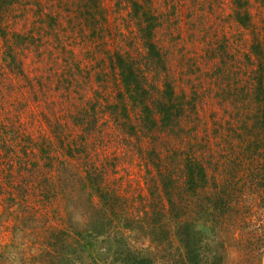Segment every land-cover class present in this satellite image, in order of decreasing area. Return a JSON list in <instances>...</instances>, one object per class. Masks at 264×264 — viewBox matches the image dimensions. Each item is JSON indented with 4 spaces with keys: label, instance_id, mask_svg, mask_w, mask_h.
Segmentation results:
<instances>
[{
    "label": "trees",
    "instance_id": "obj_1",
    "mask_svg": "<svg viewBox=\"0 0 264 264\" xmlns=\"http://www.w3.org/2000/svg\"><path fill=\"white\" fill-rule=\"evenodd\" d=\"M221 2L115 0L111 9L104 0H0V75L7 77L0 83V110L20 116L26 99L1 95L20 89L38 104L53 135L40 150L25 148L23 155L13 151L23 141L13 121L0 122V183L16 190L8 201L48 205L65 197L66 226L47 233L51 263L71 264L73 255L101 243L98 237L112 221L143 229L154 241L174 235L183 264H225L229 238L236 241L241 264L261 257L264 30L255 28L250 0H231L233 26L248 32V45L232 47L245 33L205 38L227 19L220 12L213 16ZM27 10L37 15L36 32L15 26L25 17L18 12ZM49 40L55 53L42 49ZM33 41L41 42L39 60L47 51L54 61L50 67L43 62L35 75L26 65ZM76 41L86 46L84 58L77 56ZM209 97L218 110L206 119L199 106ZM64 133L74 135L64 141ZM106 136L139 158L147 190L142 214L123 212V196L106 185L105 172L115 166L110 158H119L107 152ZM53 140L65 156L54 169L48 151L57 150ZM96 146L106 150L100 164ZM75 203L90 215L84 228L75 225ZM25 211L23 225L35 219L34 211ZM114 240L124 264H158L152 251Z\"/></svg>",
    "mask_w": 264,
    "mask_h": 264
},
{
    "label": "rangeland",
    "instance_id": "obj_2",
    "mask_svg": "<svg viewBox=\"0 0 264 264\" xmlns=\"http://www.w3.org/2000/svg\"><path fill=\"white\" fill-rule=\"evenodd\" d=\"M114 1L115 0H104V2H106L111 9L114 8ZM250 1V10L255 28L257 31L264 30V0ZM217 7H221V9ZM217 7L215 8L213 16H216L220 12L221 16H226L227 19L223 22V26L221 28H210L209 33L206 34L205 38L214 40L220 36L228 35L230 39H232V34L243 35L245 33L246 37L244 41L238 44H232V47L235 49L239 46V44H241L242 47L247 46L249 40L248 32L241 27L233 26L232 18L230 16L231 0H222L221 4ZM184 9H186V5H184ZM119 10L122 11L124 8ZM18 13L22 14L21 16L25 14V17L24 19L19 18L20 23L15 21V26L30 28L36 32L34 19L37 21V27V15H34L31 10L20 11ZM124 13L125 12L123 11L122 14ZM66 18L67 17L62 16L64 21ZM213 30L216 31V33H214ZM211 32L214 35H212ZM74 34H76V31H74ZM181 34L188 36V30H182ZM37 35L38 33L34 34V36ZM1 43L0 38V55L2 51ZM198 43L199 46L202 45L200 41ZM40 44L41 42L35 43L33 41L26 49L28 55L26 65L31 68L32 75L37 74L41 70L40 68H44L45 66L50 67L54 63L52 57L46 51L42 56L45 66H41L43 65V62L39 60V57H37L36 51L40 47ZM41 46L42 49L48 47L49 49H53V53L56 52L51 40L46 41L44 45ZM74 48L77 52V56L79 58H84V54L86 52L85 44L83 42L79 43V41H76L74 43ZM201 48H203V46ZM240 51L241 50H238L236 52ZM201 52L203 54V50ZM208 62L211 63V59H209ZM3 81L6 82L7 77L5 75H0V83ZM19 90L20 89L11 90V88H9L8 91L3 92L1 95L8 96L16 94L18 96V94H21L20 97L26 99V108L19 111L22 113L18 117H11L7 111L4 114L5 110H0V122L6 123L7 121H13L23 139V141L20 142L16 148H13V151H17L19 154L22 153L24 155L25 152H27L24 150L25 148L29 150L32 147L40 150L42 145L45 146L46 142H49V139L48 141L45 140H47L50 136L53 139V135L51 133V128L41 117L40 110L37 106L38 104L30 101L26 95H23L22 91L19 92ZM3 91H5V88ZM15 105L16 104H13L10 108L12 109L13 114L17 113L16 108L14 107ZM199 109H201L203 117L209 119L211 117V113L218 110V107L209 97L204 100V102L199 106ZM35 112H37V114H34ZM217 114L218 113H215V115ZM63 135L65 141L66 138H72L71 136H73L74 133H64ZM105 138H109V147L106 149L109 155L111 152V154L115 153L119 157L117 160L110 158V161H115V166L107 169L105 172L106 185L119 192L120 196H123L121 199L123 212L128 215L142 214L143 211L141 209L145 206L143 204V200H146L147 198L143 195H147V190L144 178V169L138 163L139 158L135 152L132 156L130 151H125L121 145L118 146L116 144L117 139L114 136H106ZM54 143L55 141L53 140L51 144L52 148L55 146L57 150L55 148V151L52 149L48 150L53 163V169L55 168L58 158L65 157L63 155L64 153H62L64 150ZM94 149L100 158L97 163L100 164V162L104 161V154L106 153V150L104 146L101 148L100 146H96ZM1 172L0 175L2 176L3 171L1 170ZM10 187L6 184L1 185L0 183V264H53L51 263L49 257L45 254V249L48 247L46 238L48 231L51 229L58 226H66L65 197L60 196L59 198H56L53 203L48 205L36 204L34 203L35 201H31L30 199H21L23 201L22 203L18 200V197V202L8 201L7 196L10 193L16 195V190ZM29 192L32 191L29 190ZM95 199L96 198L94 196L93 200L96 202ZM23 204L29 210L34 211L35 218L33 221L24 225L23 222L25 219H23V216L26 211ZM72 206L73 207H71L70 210L77 211L75 218L76 227L84 228L87 225L86 223L90 220L89 213L85 207L80 206L77 203ZM115 222L116 221L111 222L112 226H109V228H111L110 230L101 232V236L98 237L101 243L98 242L97 244H94L93 247L90 246L89 248L84 249L83 252L78 253L77 256L73 255L71 264H124L120 261L121 255L118 251L120 247L117 246L114 238H120L121 243L122 241H125L127 246L133 250L148 249L152 251L151 254L155 255L158 264H183L184 260L180 254L181 248L174 235L169 236L168 239L165 240L154 241L152 240L151 235L143 229H138L136 227L129 230L128 228L119 226V224H115ZM203 229L212 235V230L207 227H204ZM233 231L232 236L237 239L239 232L238 228H235ZM108 238H111V240H109L111 241L110 245L112 244V250H114L116 246L117 252L113 253L112 250H109L107 246ZM115 254L117 257H115ZM224 259L225 264H241L240 250L236 245V241L232 238H229L226 241ZM256 264H264V249L261 257L256 258Z\"/></svg>",
    "mask_w": 264,
    "mask_h": 264
}]
</instances>
